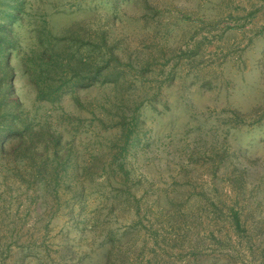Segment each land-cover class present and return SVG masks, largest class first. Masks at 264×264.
<instances>
[{"label":"rangeland","instance_id":"obj_1","mask_svg":"<svg viewBox=\"0 0 264 264\" xmlns=\"http://www.w3.org/2000/svg\"><path fill=\"white\" fill-rule=\"evenodd\" d=\"M67 1L73 12L52 18L57 43L73 46L62 29L77 22L103 33L132 99L112 120L99 113L103 89L50 109L11 56L23 112L61 119L65 161L42 200L28 175L53 161L55 131L51 151L38 140L36 157L0 155V264H264V0ZM24 23L23 55L36 47ZM211 134L224 141L214 176ZM108 160L125 164L120 183H104Z\"/></svg>","mask_w":264,"mask_h":264},{"label":"trees","instance_id":"obj_2","mask_svg":"<svg viewBox=\"0 0 264 264\" xmlns=\"http://www.w3.org/2000/svg\"><path fill=\"white\" fill-rule=\"evenodd\" d=\"M137 1L146 2V0ZM67 2V0H0V155H4L7 159L16 161L21 155L36 157L32 150L38 140L46 152L51 151L50 132L61 128L63 124L58 118L56 122H53L39 118V113L23 112V101L18 94L13 92V74L16 66L18 70L20 66L22 76L28 75L36 92L37 102H51L50 109L63 108L65 103L71 109H78L80 93L84 92L87 96L91 89L96 91L103 89L104 97L101 96L102 103L99 104L101 107L99 113L111 115V120L119 115L124 117L128 108L126 101L131 102V95L124 93L129 88V84L126 80L121 81L119 78L121 72L124 73V71L114 69L116 66L110 62L118 56L114 53L112 45L106 42L103 33L95 32L94 35L93 32L91 36V33L83 30V25L77 22L62 29L64 34L70 36L74 34L73 46L66 47L64 43H57L58 39L56 40L51 29L52 18L73 12L66 7ZM82 7V4H78L76 9ZM25 20L32 26L30 38L36 42V47L23 55L21 49L18 50L19 28L25 26ZM13 54L16 57V66L11 64ZM141 69H144V66ZM125 83L127 86L123 91ZM107 92L109 95H105ZM37 119L41 122L37 123ZM95 127L99 130L97 124ZM124 132L125 128H121L120 134L123 135ZM55 133V137H52L55 141L52 150L53 161H48L47 157H40L38 166L31 168V171L35 173L28 175L31 182L37 183L40 187L36 190L37 193L31 194L34 199L37 195L42 200L48 198L50 195V191L47 192L48 189L57 185L59 180L56 166L63 164L65 159L61 160L56 155L60 134L59 131ZM134 139H137V136H134ZM6 140H9L11 144L14 157H12L13 153L7 155L6 152L9 150L4 151ZM207 141L208 150L212 156L210 170L214 176L221 169H218V164H215L213 159L221 156L219 150L224 146V141H221L215 134H211ZM52 162L56 163L55 167L51 166ZM104 169L107 174L104 178L105 184L120 183L122 175L119 173L125 169V164L108 160ZM41 190H43L42 194H40ZM229 211L233 231L239 236H244L247 229L242 224L241 210L229 207ZM107 250L106 255H110L113 247L109 246ZM188 264L199 263L192 259Z\"/></svg>","mask_w":264,"mask_h":264}]
</instances>
